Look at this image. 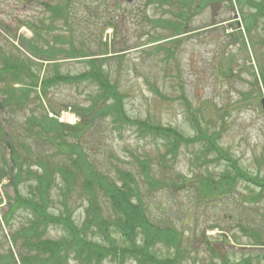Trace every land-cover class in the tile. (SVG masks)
Here are the masks:
<instances>
[{
    "label": "rangeland",
    "instance_id": "rangeland-1",
    "mask_svg": "<svg viewBox=\"0 0 264 264\" xmlns=\"http://www.w3.org/2000/svg\"><path fill=\"white\" fill-rule=\"evenodd\" d=\"M60 1L38 0L39 8L35 10L39 16L31 14L33 9H22L23 6L14 0L7 2L9 29L3 50L13 56L17 53V60L26 65L24 69L40 75L35 90L40 101L32 95V102L17 116L8 110L0 111V120L7 129L11 127L9 131L12 132L11 125L17 124L23 134L22 128L26 131L29 127L27 119L31 116L43 117L45 108L56 112L75 105H88L89 97L96 92L90 83L57 85L45 94L40 91L42 73L51 77L55 65L63 75H76L87 68L85 62L81 61H84V57L67 58L68 54L91 53L100 57L103 53H124L123 58H110L104 69L126 94L125 109L129 117L149 120L192 137L195 130L190 124L191 115L197 116L200 110L208 120L210 132L223 128L219 145L237 159L243 170L264 178V16H257L251 34L247 28L245 35V17L255 11L248 3L239 6L232 0L231 9L229 6L203 9L191 18L188 28L193 32L178 42L175 55L170 60L164 52L155 50V46L148 43L152 36L168 33L150 22L170 17L165 11L166 7L146 5V0H100L99 3L97 0H69L70 16L65 22L52 19L47 10ZM252 1L258 2L264 10V0ZM34 22H40L36 29L37 56L25 47L24 51L20 49L23 36L32 41L28 24ZM57 37L66 43L57 44ZM164 45L167 46V43ZM50 46L59 47L68 54L58 56L57 64H53L54 61L47 58ZM43 49L45 53L41 54ZM15 60L9 59L8 66L2 70L14 66ZM24 81L28 82V79ZM156 91L167 99L160 98ZM182 92L189 102V109L177 99ZM117 126L109 117L98 119L79 138L82 151L89 156L88 160L94 162L99 172L107 174L119 167L140 178L132 158L136 156L148 159L153 168L160 169L164 163L166 168L187 180H194L198 173H204L191 160L196 146H181L179 155L173 157L163 137H141L133 127ZM24 139L22 144L31 147L35 157L49 155L53 162L67 164L65 157L54 155L55 150L47 142L42 144L39 139ZM71 141L72 138H69ZM19 152L24 153V150L20 149ZM2 157L4 162L10 160L9 150L1 145ZM226 168L223 161L207 167L214 178ZM170 176L172 174L167 172L163 180ZM1 180L3 193H11L9 178ZM30 183L34 185L30 180L21 186L23 194H28L27 186ZM238 184L235 192L209 203L197 202L195 195L186 190L159 188L146 193L144 189L142 194L156 218L170 220L182 230L183 248L187 249L185 264H203L207 257H212L213 262L219 264L217 256L222 255L231 264L241 263L246 258L250 264H264V191L257 202H250V193L257 194L259 188L245 182ZM59 186L62 184L59 183ZM74 190L65 198L66 205L72 210L74 222L80 223L87 204L81 189L75 186ZM49 199V211L60 213L64 200L59 187L50 192ZM5 211L6 206L0 214ZM29 217L28 211L19 210L11 228L2 227L0 253L12 248L8 236L26 224ZM62 232L59 227H49L47 234L57 238ZM253 234L261 237L263 244L256 242L257 237ZM112 237H118V234L113 233ZM93 239L100 240V237L94 235ZM158 251L164 254L167 249L159 247ZM125 263L134 264L131 260ZM69 264H75L73 259ZM102 264L114 262L107 259Z\"/></svg>",
    "mask_w": 264,
    "mask_h": 264
},
{
    "label": "trees",
    "instance_id": "trees-1",
    "mask_svg": "<svg viewBox=\"0 0 264 264\" xmlns=\"http://www.w3.org/2000/svg\"><path fill=\"white\" fill-rule=\"evenodd\" d=\"M234 1L239 6L248 3L255 10L253 14L245 17L246 25L243 26L245 35L247 28L251 34L257 16H264L263 8L252 0ZM99 2L100 0H97V3ZM68 5L69 0H62L54 7L46 8L52 19H62L66 22L70 16ZM146 5L166 7L165 11L169 13L170 17L150 20L154 26L168 33L158 37L152 36L148 43L149 46H155V50L164 52L170 60L175 55L178 42L193 32L188 28L192 17L209 7L233 8L232 0H146ZM55 41L59 45L66 43L61 37H57ZM241 44L244 45V42L241 41ZM41 51V54L45 53L44 49ZM66 54L67 51L50 46L47 58L57 64V57ZM83 54L85 53H72L68 54L67 58L84 57V61H81L87 65L85 70L76 75H63L57 71L55 65L54 75L49 77L42 74L39 87L45 94L48 89L57 85H93L96 92L89 97L88 105L71 107L80 118L78 125L64 126L43 114L41 118H28L29 127L26 131L22 128V134L17 124L11 125V132V127L7 129L5 123L0 120V146H5L10 155V160L6 162L3 157L0 158V179L9 178L8 186L12 189L11 193H4L6 211L2 215V223L11 228L17 211L25 210L30 214L26 224L8 236L14 252L12 248H7L5 253H0V264H69L71 259L75 264H102L107 259L114 264H126L127 260L134 264H185L183 261L187 249L183 248L182 230L172 221L156 218L152 214L150 204L143 197V190L145 189L146 193L159 188L186 190L195 195L197 202L209 203L218 197L230 195L236 191L238 183L245 182L259 188V192L253 195L250 193L248 199L250 202H257L263 195L264 178L243 170L237 159L219 145L223 128L210 132L208 120L200 110L197 116L191 115L190 124L195 130L192 137L149 120L129 117L125 109L126 94L122 93L119 84L112 81L104 69L110 58H123L124 53H103L100 57L91 53ZM17 59L19 58H16L14 66L5 71L0 69V111L8 110L15 116L24 112L33 97L40 101L35 91L40 75H34L30 69H24L26 65ZM25 78L28 82L24 81ZM15 84L20 86L15 87ZM156 93L160 98L167 99L161 92ZM177 99L189 109V102L183 92ZM107 117L111 118L117 127H133L141 137H163L165 145L169 148L168 152L173 157L179 155L181 146H196L191 160H194L196 168H202L204 173H198L194 180H187L183 175L175 174L166 168L164 163L161 164L160 170L151 167L148 159L136 156L132 158L140 178L119 167L113 168L107 174L99 172L95 169L94 162L88 160L89 156L82 151L79 138L83 132L93 127L98 119ZM22 138L39 139L42 144L47 142L49 147L55 150L54 155L65 157L67 164L53 162L49 155L35 157L32 148L22 144ZM69 138H72L71 142ZM20 149L24 150V153H20ZM221 161L225 162L227 168L214 178L207 167ZM167 172L172 176L164 181ZM161 174L162 176H159ZM30 180L34 185L30 183L27 186L28 194H23L21 186ZM59 183L62 186H59ZM75 186L81 189L87 204L80 223L72 219V210L66 205L65 199ZM56 187L61 190L64 200L63 209L58 214L49 211V194ZM49 227H59L63 232L60 237L51 238L47 234ZM113 233H117L118 237H112ZM94 235L100 237V240L93 239ZM253 236L257 237L256 242L263 244L261 237L256 234ZM159 247H165L167 252L161 254ZM219 250L223 253L221 248ZM217 258L219 264H231L224 255ZM203 264L215 263L212 257H207ZM235 264H250V261L246 258Z\"/></svg>",
    "mask_w": 264,
    "mask_h": 264
},
{
    "label": "flooded vegetation",
    "instance_id": "flooded-vegetation-1",
    "mask_svg": "<svg viewBox=\"0 0 264 264\" xmlns=\"http://www.w3.org/2000/svg\"><path fill=\"white\" fill-rule=\"evenodd\" d=\"M16 3H19L23 6L22 9H27L26 11H29L30 9H33L31 11V14L37 15L38 12L35 10L36 7L39 8L38 0H14ZM8 0H0V69H2L6 65L8 66L9 59L13 58H19L17 53L13 55H9L8 53L4 52V47L7 44L8 41V29H9V23L7 22L8 19ZM35 11L37 13H35ZM39 16V14H38ZM36 17V16H35ZM29 21V19H27ZM38 23L40 22H34L32 24H28L30 30L32 31V41L30 42L29 39L26 37H22L23 40L21 41V47L20 49L24 51V47L26 50L28 49L30 52L32 50V53L34 56L38 55L37 51V40H36V29L39 28ZM27 26V24H26ZM24 27V26H23ZM23 58V57H22ZM34 59V57H32ZM39 61V59H38Z\"/></svg>",
    "mask_w": 264,
    "mask_h": 264
},
{
    "label": "built area",
    "instance_id": "built-area-1",
    "mask_svg": "<svg viewBox=\"0 0 264 264\" xmlns=\"http://www.w3.org/2000/svg\"><path fill=\"white\" fill-rule=\"evenodd\" d=\"M52 118H57L59 122L61 123H67L70 125H74L77 122V119L74 115H72L70 112L61 113L59 116L50 115ZM0 199H1V190H0ZM3 207V204L0 203V210Z\"/></svg>",
    "mask_w": 264,
    "mask_h": 264
}]
</instances>
